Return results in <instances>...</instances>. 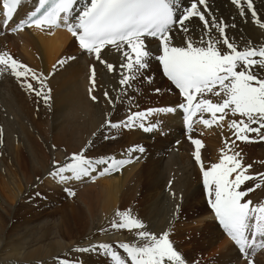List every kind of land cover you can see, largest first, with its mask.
Masks as SVG:
<instances>
[{
  "label": "snow or ice",
  "instance_id": "snow-or-ice-1",
  "mask_svg": "<svg viewBox=\"0 0 264 264\" xmlns=\"http://www.w3.org/2000/svg\"><path fill=\"white\" fill-rule=\"evenodd\" d=\"M20 2L21 0H3L2 3L3 24L8 26L10 22H14L16 26L12 31L33 24L37 28L43 24L49 26L63 24L78 40L79 47L87 53L95 54L101 63H105L101 59L102 49L115 46L126 60L120 67L135 73L131 77L127 74L122 75L119 80L121 86L131 87L130 81L135 80L136 74L141 70L146 71L150 67V61L155 59L162 66L163 75L179 90L185 101L175 107L149 109L147 113L138 111L119 123L109 121L110 127H139L146 132L154 131L159 128V122L146 126L143 122L146 114L157 111L175 113L182 110L185 114L184 123L188 129L192 128V118L196 113L211 114L212 120L200 116L199 122L206 126H211L217 118V113L220 114V121L225 119L229 111L233 115L239 114L247 118V122L232 120L228 125L236 138L243 142L250 140L247 133L259 134L264 129V76L257 75V70L264 72V45L257 47L249 41L241 48L227 37L226 25L218 23L215 19L211 20V25L218 29L217 40H212L209 34L207 38L182 40L181 44L184 46L173 44L177 32L191 35L188 24L193 17H198L205 30H209L210 21L206 19V13L198 8V4L206 8V0L192 2L190 7H185L179 14L175 7L179 0H84L78 12L74 8L78 0H39V6L27 16V19L15 22L14 14ZM231 2L238 7L242 16L245 15V8L242 5L246 4L247 11L256 23L264 28V23L256 19L254 0ZM46 5L49 6L40 14ZM149 37L159 40L157 49L162 54L154 55L147 47L146 40ZM221 44L224 51L221 50ZM7 63L6 59L0 58V64ZM12 66L17 77H27L31 73L32 79L43 83L39 75L26 66L18 65L14 59ZM19 67H24V70L18 71ZM106 67L110 72L114 70L111 63H107ZM27 87L35 91L32 84L28 83ZM36 94L41 95L40 92ZM209 94L219 99L214 102L213 99L205 98ZM107 95L105 93L106 97ZM197 96L201 98L197 100ZM48 99L49 97L45 95V103ZM252 124L258 127H252ZM159 130L163 132L162 128ZM192 142L196 145L194 159L200 163L203 171V185L207 190L208 203L215 218L234 242L239 253L248 259V264H253L248 250L264 248V239L257 243L258 237L264 238V204L254 205L252 200L244 199L249 193L261 187L257 183L252 187L242 188L247 181L256 179L255 176L248 174L252 166H245L240 154L232 151L229 146L232 154L222 155L219 163L212 164L210 169H204L199 151L201 142L199 140ZM131 151L143 153L145 149L136 146ZM130 162L131 159L111 157L93 160L82 152L73 153L70 162L55 166L49 175L54 179L59 177L61 182L80 180L91 176L97 165H110L100 172V175H104L111 169H118ZM259 176L264 179V173ZM117 215L121 219L118 224L114 223L113 227L138 230L136 242L119 245L126 253L130 264H188L168 231L154 233L146 228L141 219L133 217L127 211L117 212ZM101 250L113 264H128L109 243L77 249L79 252ZM60 264L80 262L63 259Z\"/></svg>",
  "mask_w": 264,
  "mask_h": 264
},
{
  "label": "rangeland",
  "instance_id": "rangeland-1",
  "mask_svg": "<svg viewBox=\"0 0 264 264\" xmlns=\"http://www.w3.org/2000/svg\"><path fill=\"white\" fill-rule=\"evenodd\" d=\"M4 34L5 33L0 36V49H4L3 51H0V55L2 54V58H6V60H15V57L11 54V49L8 46L10 42L8 45L6 44V47L1 48V45L4 44V39H7V37L11 36L13 33ZM15 52L16 54L18 53L21 55L19 49H16ZM72 53L80 54L75 48L72 49ZM159 54H162V52L158 51L155 55ZM87 55H90V53ZM79 57L83 58L82 62H84L83 71L79 77V83L81 87L85 88V91L88 95L86 94L85 100L79 103V107L75 108L73 105L64 104L63 106H65V111L60 114L58 122H53V118L49 117L46 119L47 122H45V130L40 128L34 121V106L32 103V96L33 94H36V92H40L43 95L46 93L45 95L49 97L48 102L50 105H52V96L50 95L51 91L54 90L52 83L50 82V84L48 82V90L45 89V87L40 83H36L32 85L33 89H35V91H33L29 89L27 85L22 86L21 82L19 83V78L22 79L24 77H17L15 74V76L10 77L11 79H9L8 82L3 83L6 91H9V94L6 100H0V247L9 239L14 238L24 239L29 244V248L32 247L33 249H40V251L49 249L46 247L49 245L58 248V253L54 259L47 258V260H38L24 264H60V261L63 259L79 261L80 264H113V261L108 260V256L105 255L102 250L94 251L95 254H93L92 251L79 252L77 249L91 247L94 245V243H97L96 246H98L108 241L109 238L114 237L119 239L118 243L115 242L117 244H112L114 250L122 252L121 257L126 262H128V264H130L126 253H124L123 249L120 248L119 245L126 242H136V233L138 230L133 229L130 231L128 229H121L112 226V228L115 230L117 228L115 233H99L97 235V239L94 241L92 240L93 238H83L79 232L80 230H77L78 227L75 223V220L77 221L78 215L71 214V211H74L76 203H80L85 208L88 215H90L91 209L89 202L81 198V195L87 191L86 188L83 190V187L87 186L89 189L97 188V184L94 183L93 180H89L88 182H84L82 184L79 183L68 188H63V190L55 188L53 185L48 187L43 181V178L47 174L49 175L50 172L54 171L55 166L62 165L67 161H70V157L73 153L82 152L88 157L94 156L95 154L111 155L113 153H118L123 149L131 150L136 146H142L145 149L143 153L133 152L135 158L138 161V169H140L154 157L157 159H164L166 153L169 154V151L173 148L179 150V155H185L188 152L192 155H195L196 146L194 147L192 141L199 140L201 142L200 155L204 169H210L211 165L216 163V157L220 158L224 154L230 155L237 147L236 136L232 130L231 133H229L226 137L227 144L218 145L217 148L225 149L227 151L224 153L221 152L220 154H215L213 152L212 154L210 149L213 151L212 146L215 145V143L207 139V136L201 133L199 129H195L193 127L191 129H187L189 131L186 132H184L185 129L183 130L181 128H177V131H180L182 134L181 135L178 133L180 134L179 136H185V139L180 141L178 138H176L178 134L176 136L173 135V133L176 131L173 130L172 132L169 129V123L164 119V114L158 111L146 114L143 122L146 126L159 122V128H162L163 132H161L158 128L154 131L146 132L142 129L139 132L133 133L132 131L134 130H131L130 128L110 127L109 121L112 123H119L126 120L129 115L135 112L140 111L147 113V110L149 109L167 107V98L171 96H174V98L177 96L180 97V94L177 93L178 91L170 85L171 82L169 83L168 79L164 77L161 72L162 66L157 60L154 59V65L150 66V68L145 71L148 73L147 77H144L146 73L143 71L142 73L136 74L137 78L132 82L133 88L131 85L129 91L125 89L123 91L124 96L119 97L118 100H116L111 113H107L106 110L109 109L107 100H105L103 96L99 99L97 98L101 91V85L104 86V82L100 80L101 78H99L98 75H102L106 71H103L99 64H97L92 58L90 59V57H85V55L82 54H80ZM17 60H19V58ZM16 62L19 64V61ZM123 62L126 61H118V64H123ZM113 65L114 69H116L117 65ZM1 71L2 69L0 70V75L4 76L5 74H2L4 72ZM10 72L14 73L13 71ZM126 72H128L127 69ZM128 75L132 76L131 72H128ZM170 86L172 87L171 89ZM156 89H159V91L157 92ZM125 92H128L127 96H125ZM93 97H95V99H93ZM101 99L104 101H102L100 104L99 102ZM9 101L12 102V107L8 106ZM33 102L35 104V101ZM230 115L233 117L232 113ZM241 118L245 119V117ZM228 121H231V119H228ZM25 122L32 129L33 136H36L35 139H37V144L40 146L44 144V147H36L34 148L35 150H32L28 146L29 142L26 141L27 136L19 133L18 131L20 130L21 125ZM53 126H57L56 131L52 129ZM66 129L68 130V133L64 132ZM263 131L264 129L261 130L259 136L257 133H249L252 135V137H250L252 139H250V142L248 141L247 143L250 145H258L259 147L255 148V154L253 153L255 156L263 155ZM55 133L64 134L65 142L62 145L56 146L52 143V138L54 137ZM71 135H74L73 142L71 140ZM33 136L30 135L29 137ZM108 136H111L112 139L116 141L115 144L106 145L102 142L96 144L97 138L102 140L104 137ZM253 139H255V141ZM79 142L81 143V150L78 152L75 143ZM187 144L190 146L188 147ZM229 146L231 147L232 151H229ZM17 148L21 155L25 156L24 159L26 162L23 161L22 163L17 164L18 162L14 157V153L16 152ZM34 156L36 157L34 158ZM255 158L258 159V157ZM188 164H185L186 172L184 170H175L174 174H171L172 177L169 178L172 179H168L169 183L165 187L166 191L170 190L171 194H173L172 199L174 198V201L177 200L175 203L176 209L174 211L172 221L166 231L170 233L171 238H174L173 240L176 241V244L179 246V250L181 252L183 249L185 250L186 253L182 252V254L186 258L188 264H193V262H197V264H225L224 260H226V264H229L231 260L229 257L233 255V252H237L236 249L235 251L232 249V243L230 241V247L233 251H224L225 254H223V251L222 253L220 252L222 249L219 245L220 242H218L219 246L214 244L213 246L206 247L205 249H202L201 247L200 250L196 248L198 247L197 243L189 244L191 241H193V239H195L194 234H192L194 228L199 227L200 229L209 231H212V229L210 227H204V225H199L200 223H198V218L200 216L193 215L192 217V215H189L191 214L190 212H193L196 210V208H199L201 203L205 208L207 205L205 203V193L203 192L202 185L203 171L201 167L199 168L195 163H193L194 165H190V163ZM261 165L264 167V162ZM33 166L35 167L34 170L32 168ZM180 167L184 166L181 165ZM260 171L262 172L260 167L255 168V177H259V174L257 173ZM175 176L177 180H174ZM184 178H186V181L189 179L188 181L190 183L192 181V189L195 190L200 186L201 190L199 199H195L190 203V205L185 203V197L183 195L184 190H180V187L177 186V184ZM174 182H176L175 187L171 186L174 184ZM257 183H259L261 187L255 189L244 198L245 200H251L253 195H257L258 197H256L254 199L255 202H253L254 205L263 203L264 179L260 178L256 181L251 180L246 182L245 185H242V188H249V186L252 187ZM136 185L138 186L137 193L131 198L130 211L140 207L143 204H145L146 207H152L151 203L146 202L145 200L146 196L144 194L143 180L139 181V183ZM13 189L18 192V200L16 203L12 198ZM257 199L258 202L256 201ZM104 211L103 205H100L95 217L92 219L90 216L92 226L97 228L100 226L102 227L105 218ZM153 215L154 213L151 215L152 218ZM157 216L160 221H164V213L157 214ZM146 228L148 229V226H146ZM183 229L186 230L184 233H187L188 235L183 233L184 237L181 235L182 239L179 237H173ZM215 229L216 228L214 227V233H218V231ZM49 234L50 240L46 241ZM200 239V243H202V237ZM223 239H225V235ZM204 241L208 244V242H206L207 239ZM179 242H183V244ZM180 248H182V250ZM220 255H225L221 262H219L221 259ZM239 258L240 264H248L243 259H241L240 255ZM255 258V264H264V249L260 251Z\"/></svg>",
  "mask_w": 264,
  "mask_h": 264
},
{
  "label": "bare ground",
  "instance_id": "bare-ground-1",
  "mask_svg": "<svg viewBox=\"0 0 264 264\" xmlns=\"http://www.w3.org/2000/svg\"><path fill=\"white\" fill-rule=\"evenodd\" d=\"M38 2L39 0H23L21 7L17 13L15 22H18L19 19L22 17V15L26 12H29V10H31L33 6L37 4ZM192 2L198 3V0H179V3L175 5V7L177 8V14L182 12L185 7H190V4ZM83 4H84V0H78L77 6L75 8L77 12L83 6ZM242 6L245 8V15L243 16L240 14L238 7L234 5L231 2V0H206V8L205 6L198 4V8L200 9V11L205 12L206 19L210 21L209 30L208 31L205 30L202 22L199 20L198 17H193L191 18L188 24L191 35H184V34L177 32V34L175 35L174 41H173L174 46H184L181 44L182 40L186 41L188 39H192L195 37L207 38L209 34L211 35L212 40L214 41L217 40L219 38V32H218V29H216L214 26L211 25V20L213 19H215L218 23L222 22L223 24L226 25L227 37L234 44L240 46L241 48L246 46L249 41H251V43L257 47L264 45V28H261L256 23V20L247 11L246 4H243ZM254 8L257 12L256 19H260L261 23H264V0H254ZM14 24L15 23L13 22L12 25ZM1 31L2 30L0 28V32ZM146 42H147L148 48L155 55L159 51L156 46L159 42L155 40H151V39L146 40ZM6 44L10 47L11 54L15 57V61H19L18 65L26 66L27 69H31L37 75H39L41 77V80L43 81V83H40L32 79L31 73H29L27 77H24L25 79L19 78L20 80L19 83L21 82L22 86L27 85V83H30L32 85L36 83H40L41 85L45 87V89H47L48 82L49 83L51 82L53 85L54 90L51 91V94H50L52 96V105H50L48 101L47 103H45L44 96L46 93L44 95L41 94L39 96L37 94H33L32 98H33V101H35L36 105L31 100L34 106V110H33L34 121L43 130H45L44 126H45V122H47L46 119H48L49 117L53 118V122L55 121L58 122L60 114H62L65 111V106H63L64 104L65 105L70 104L76 108V107H79V103L85 100L87 93L85 91V88L81 87L79 83V77L82 74L83 64H84V62H82L83 58L79 57L80 54L85 55V57L86 56L90 57V59L92 58L97 64H99V66L101 67V69H103V71H106L102 75H98L99 78H101L100 80L104 82V86L101 85V91L99 93V95L101 96L98 95L97 98L99 99L103 96V98L107 100L108 106H109V109L106 110L107 113H111L112 108H114V104L116 100H118L119 97L124 96L123 91L125 89L129 91L130 89V87L126 85L121 86L119 83L121 76L124 74L128 75V72H126V69H122L120 67L122 64L120 65L118 64V61L125 60V57L123 56L121 51L116 50V47H107L106 49H102L101 59L105 61V63H101L99 60L96 59L95 54L90 53V55H87L89 53L86 54L85 52H83L74 42V37L70 34L68 30H64V29L55 30V29H49V28L47 29H38V28L22 29L17 32H13L11 36H8L7 39L6 38L4 39V44L1 45L2 46L1 48L6 47ZM220 47L222 51L225 50L222 44L220 45ZM74 48L77 49L80 54L78 53H77L78 55L73 54L72 49ZM16 49H19V51L21 52V55L18 53L16 54L15 52ZM3 50L4 49H0V51H3ZM2 57L3 56L1 54L0 58ZM18 58L19 60H17ZM7 61H8L7 64H0V70L2 69L1 72H4L2 74H5L4 76L0 75V100L1 101L2 99L6 100L9 94V91L8 92L6 91V88L3 83L8 82V80L11 79L10 77L15 76L14 73L10 72V71H13V66L11 62L12 60L8 59ZM107 63L116 64L117 65L116 69H114L111 72L107 71L108 70L106 67ZM124 63L126 62H123V64ZM154 63H155V60L152 59L150 61V66L154 65ZM17 70L23 71L24 67H19L17 68ZM142 71L145 72V70H141L140 73H142ZM133 74L134 73L131 72V75ZM147 75L148 73H146L144 77L146 78ZM257 75L264 76V72L257 70ZM132 82L133 80L130 81L131 85H132ZM132 88H133V85H132ZM171 88L172 87L170 86V89ZM105 93L108 94L107 97L105 96ZM127 93L125 96H127ZM208 97L210 99H213L214 102L219 99L217 97L211 96L210 94L205 98H208ZM199 99L200 98L197 96V100ZM102 101L104 100L101 99L99 103L101 104ZM166 101L168 104L167 107L169 106L175 107V106H178L180 103L185 102L179 96H177L176 98H174V96L168 97ZM195 102L196 101H194V103ZM12 105H13L12 102L9 101L8 106L12 107ZM163 114H164V119L166 120V122L169 123L168 124L169 129L172 132L173 130L176 131L173 133L174 136L180 133V131L179 132L177 131V128H181L183 130L185 129L184 124H183V117H182L181 110H178L175 113H163ZM230 114L231 113L229 111L228 115L225 117L226 119H224L223 121H220L219 120L220 114L217 113V118L215 121L211 123V126H206L203 123L199 122L201 115H203L205 119L212 120L210 113H203V114L196 113L192 118V124H193L192 127L195 129H199L201 133L207 136V139L215 143V145L212 146L213 151H211L210 149L211 153L213 152L215 154L216 153L220 154L221 152L223 153L227 152L225 149H219L217 147L219 144H226V141H227L226 137L229 133H231V129H229L228 125L230 124L232 120H236L237 122L244 120L245 122H247V118L242 119L239 114H235L233 115V117ZM228 119H231V121H228ZM251 126L253 127V126H258V125L252 124ZM52 129L56 131L57 126H53ZM130 129L135 131V132L132 131L133 133H136L142 130V128H139V127H133ZM18 131L19 133H22L23 135L27 136L26 141L29 142L28 146L32 150H35L34 148L36 147L37 148L44 147V144L42 146L37 144V139H35L36 136H33L32 129L27 125L26 122L21 125V128ZM64 132L68 133V130L66 129ZM180 134H178L176 138H178L181 141L182 139H185V136L180 137L179 136ZM30 135H32L33 137H29ZM247 135L249 137H252V135H250L249 133H247ZM262 137L264 138V136ZM71 140L72 142L74 141V135H71ZM253 140L255 141V139ZM64 142H65L64 134L55 133L54 137L52 138V143L56 146L57 145L59 146V145H62ZM99 142L109 145V144H115L116 141L113 140L111 136H108V137H104L102 140L100 138H97L96 144H98ZM80 144H81L80 142L75 143V146L77 147L78 152L81 150ZM189 144H187L188 147L191 145ZM236 144H237V147L235 148V152H238L240 154L242 163L245 166L247 165L252 166L248 174L255 176L256 167H260L262 169V172H264L263 170L264 167L261 165L264 162V151H262L263 152L262 156H259V155L255 156L254 155L255 148H259L258 145H250L249 143L240 141L237 138H236ZM263 144H264V141H263ZM254 156L258 157V159H256ZM14 157H15V160L18 162L17 164H20L23 161H25L24 159L25 156L21 155L18 148L16 152L14 153ZM35 157L36 156H34V158ZM109 157L115 158V159H123V160L131 159V162L123 166H120L118 169H111V171L106 172L104 175H100V172L103 171L105 168L109 167L110 165H97L96 171L92 173L91 176L83 177L80 180L71 179V180L61 182L59 177H56L54 179L52 176L48 174L43 178V181L46 183L48 187L50 185H53L55 186V188H58L60 190H63V188H68L70 186H73L79 183L82 184L84 182H88L89 180H93L94 183L97 184V188L95 189H89L87 186L83 187V190L84 188H86L87 191L81 195L82 196L81 198L89 202L90 209H91L90 215H88L87 211L80 203L78 204L76 203L74 207V211H71V214L78 215L77 221L75 220V223L78 227L77 230L78 231L80 230L79 232L81 233V236H83V238L87 237L88 239L93 238L92 240L94 241L97 239V235L99 233H104V234L106 233L110 234L111 232L115 233L117 231V228L115 230L112 228V226L114 223L118 224L121 219V217L117 215V212L130 211L131 209L130 205H131V200H132L131 198L137 193L138 186L136 184L139 183V181L141 180H143L144 182V194L146 196L145 200L146 202H150L152 207H146V205L143 204L140 207L131 210L130 213L133 217L141 219L144 222V224L148 226V230L154 233H157V234H160L163 231H166V229L168 228L169 224L172 221L174 211L176 209L175 203L177 200L174 201V198L172 199L173 194H171L170 190L166 191L165 187L169 183V180L172 179V178L171 179L169 178L172 177L171 174L172 173L174 174L175 170H178V171L184 170L186 172L185 164H188V163H190V165L193 164L195 160L194 159L195 155H192L189 152L186 153L185 155H179V150L173 148L169 151V154L166 153L164 159L162 158L157 159L154 157L151 161H149L146 165H144L140 169H138L139 167L138 161L135 158L134 153L129 149H123V150H120L118 153H113L111 155H104V154L96 155L95 154L94 156H90L89 158L93 160H98L100 158L107 159ZM218 159L220 160V158L216 157V160H215L216 163H219ZM67 162H70V161H67ZM181 165H183L184 167H180ZM32 168L34 170L35 167L33 166ZM262 172L260 171L257 174H261ZM67 175H71V174H67ZM94 177L95 178L99 177V178L95 179ZM259 179H260V176L256 177L254 181L259 180ZM174 180H177L176 176ZM188 180L189 179H187L186 181V178L182 179L177 184V186L180 187V190L182 189L184 190L183 195L185 197V203L190 205L192 201H194L195 199L196 200L199 199V194L201 190H200V186L199 188L197 187L195 190L192 189L191 186H193V183L192 181L190 183ZM175 183L176 182H174V184L171 186L175 187L176 186ZM244 188L246 189V187ZM256 197L258 196L253 195L252 196L253 199L251 198V200L255 202L254 199ZM12 198L16 203V201L18 200V192H16L14 189L12 193ZM256 201L258 202V199ZM100 205H103L104 207L105 218H104L102 227L100 226L101 228L100 227L97 228L95 226H92L90 216L92 217V219L95 217L98 211V207ZM153 213L154 215L152 218L151 215ZM156 213L157 214L164 213L165 214L164 221H160ZM190 213L191 214L189 213L188 214L192 215V217L193 215L200 216L198 218V223H200L199 225H204V227H210L212 231L200 229L199 227L194 228L192 234H194L195 239L192 238L193 241H191L189 244L197 243L198 247L196 248L200 250L201 247L202 249H205L206 247L213 246L214 244L218 245V242H220L219 245L222 248L220 250L221 253L223 251V254H225L224 251L227 252L231 250V247H230L231 243L229 242L227 237L223 239L224 234L220 231L219 226L215 222L210 210L207 207L205 208L204 205L201 203V206L199 208H196V210ZM214 227L216 228L215 230L218 231V233L217 232L214 233ZM184 232H186V230L183 229L181 230V232H178L173 237H179L180 239H182L181 235L183 236ZM201 237H202V243H200ZM206 239H207L206 242H208V244L205 243L204 241ZM48 240H50V234L48 235V239L46 241ZM115 242L117 243L119 242V239H117L116 237L109 238L108 241H106L105 243H109L111 245L117 244ZM179 243L183 244V242H179ZM96 244L97 243H94L93 246H96ZM231 246H232V249H234L235 251V247L233 246V244ZM46 247L49 249H46L45 251H40V249H33L32 247L29 248V244L24 239L11 238L0 247V264H13V263L24 264V263L34 262L38 260L39 261L47 260V258L54 259L58 253V248L52 245H49ZM180 249L182 250V248ZM232 251L233 250H231V252ZM92 252L93 254H95L94 251ZM182 252L186 253L184 249L182 250ZM118 253L120 255L122 254V252L120 251H118ZM224 256L225 255H220L221 259L219 262L223 260ZM229 258L231 259V260L229 259L230 260L229 264H232V263L240 264V258L237 252H233V255L230 256ZM107 259L111 260L109 257H107ZM48 263H51V262H48ZM224 263L226 264V260H224Z\"/></svg>",
  "mask_w": 264,
  "mask_h": 264
}]
</instances>
